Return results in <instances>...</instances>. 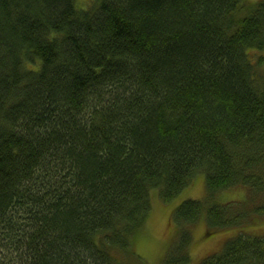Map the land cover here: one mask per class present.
<instances>
[{"label": "trees", "instance_id": "trees-1", "mask_svg": "<svg viewBox=\"0 0 264 264\" xmlns=\"http://www.w3.org/2000/svg\"><path fill=\"white\" fill-rule=\"evenodd\" d=\"M199 174L177 223L264 215V0H0V264H157L134 246L151 195ZM178 237L160 262L190 261ZM196 264H264V237Z\"/></svg>", "mask_w": 264, "mask_h": 264}, {"label": "rangeland", "instance_id": "rangeland-1", "mask_svg": "<svg viewBox=\"0 0 264 264\" xmlns=\"http://www.w3.org/2000/svg\"><path fill=\"white\" fill-rule=\"evenodd\" d=\"M80 7H88L89 0H75ZM254 1V0H245ZM257 1V0H255ZM206 187L202 175H197L177 196L169 202H163L158 194L151 195V207L145 222L135 237L134 246L136 252L145 262H152L161 253L157 264H165L163 250L173 240L172 246L179 243L178 233L180 229L187 228L190 234L188 245V253L190 261L185 264H196L204 257L217 252L223 244L224 240L235 235L242 228L246 232L264 237V215L253 214L250 220L243 223V226L232 228H223L219 230L210 229L204 217H198L190 225L177 223L172 219V209L174 204H178L185 198H201L205 199ZM247 191L243 186H233L228 189L217 191L215 193L214 202H236L246 201ZM172 217V218H171ZM244 232V231H243ZM178 238V239H177ZM163 248V249H162ZM163 260L160 262L161 258ZM184 264V263H183Z\"/></svg>", "mask_w": 264, "mask_h": 264}]
</instances>
